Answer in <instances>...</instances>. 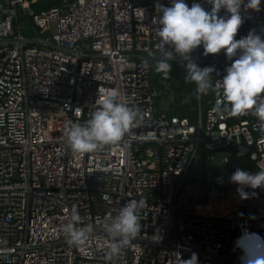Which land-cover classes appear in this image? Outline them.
Returning a JSON list of instances; mask_svg holds the SVG:
<instances>
[{
  "label": "built area",
  "instance_id": "1",
  "mask_svg": "<svg viewBox=\"0 0 264 264\" xmlns=\"http://www.w3.org/2000/svg\"><path fill=\"white\" fill-rule=\"evenodd\" d=\"M157 3L170 6L59 0L34 12L29 0H0V264H180L193 252L198 264H241L242 247L264 248V187L245 188L242 199L226 166L234 153L247 156L249 172L264 168V128L251 111L218 113L222 95L198 98L186 77L193 119L158 107L170 72L157 73L152 58L159 57ZM241 15L235 38L254 30L264 39V0L260 11L242 6ZM191 55L216 69L213 84L231 63L223 50L205 56L201 46ZM169 62L187 74L179 56ZM104 95L138 109L137 126L115 145L73 152L66 123L84 124ZM223 150L227 157L205 163ZM130 201L143 202L141 234L111 255L104 225ZM73 207L78 227L93 226L79 246L63 231Z\"/></svg>",
  "mask_w": 264,
  "mask_h": 264
},
{
  "label": "clouds",
  "instance_id": "2",
  "mask_svg": "<svg viewBox=\"0 0 264 264\" xmlns=\"http://www.w3.org/2000/svg\"><path fill=\"white\" fill-rule=\"evenodd\" d=\"M206 2L211 6L209 10H205L198 2H193L189 7L185 0H170V6L156 4L161 15L156 29L159 57H152L156 61L155 71L166 77L172 69L169 61L179 56L185 62L186 79L196 85L198 98L212 90L215 95L223 97V101L215 105L218 113L230 110L232 115H244L251 111L258 118L259 126L264 128V100H257L264 93V39L254 30L240 39L235 38L243 23L242 6L245 10L260 11L261 0H247V3L245 0ZM221 10L224 15H220ZM201 46L205 56L219 54L223 50L226 58L231 61L225 69L226 74L215 84L211 74L216 69L213 66L200 67L192 58V52ZM140 115L138 109L130 108L115 96L104 95L97 101L90 119L84 124L68 121L64 135L73 152L93 153L121 142L137 126V117ZM230 181L238 186L237 192L241 198L247 199L245 188L264 187V168L255 173L236 168ZM142 203H126L116 216L105 223V231L111 240V255L118 254L122 246L140 236L142 224L139 208ZM80 221L79 211L73 207L63 231L67 242L74 246L83 244L93 232L91 224L78 227ZM247 238L249 234L245 232L241 240ZM237 246H241L240 240ZM240 260L241 264H264V248L257 245L255 253L250 254L242 247ZM180 264H198L197 254L193 252L187 259L180 257Z\"/></svg>",
  "mask_w": 264,
  "mask_h": 264
},
{
  "label": "trees",
  "instance_id": "3",
  "mask_svg": "<svg viewBox=\"0 0 264 264\" xmlns=\"http://www.w3.org/2000/svg\"><path fill=\"white\" fill-rule=\"evenodd\" d=\"M59 0H29V6L32 11L36 12L39 10L46 9L54 4H56ZM23 17H19V21L23 22V29L26 30L27 26L24 22ZM23 31V30H22ZM24 32V31H23ZM172 65V69L170 71V77L168 79L169 86L172 88V100L170 101L169 107L166 109L168 114H177L179 116H186L189 120L193 119L191 106L194 103L193 93L191 92V85L186 84L184 82V78L187 74L183 71L182 67L175 63L170 62ZM153 76V75H152ZM154 83L156 82L153 79ZM189 89L188 92L185 90ZM181 91V93H179ZM183 98V99H182ZM227 166V174L231 176V174L236 170V168H241L249 171L251 168V162L247 158V156H237L234 153H230L227 157L226 161Z\"/></svg>",
  "mask_w": 264,
  "mask_h": 264
},
{
  "label": "water",
  "instance_id": "4",
  "mask_svg": "<svg viewBox=\"0 0 264 264\" xmlns=\"http://www.w3.org/2000/svg\"><path fill=\"white\" fill-rule=\"evenodd\" d=\"M4 3H7V0H2ZM229 152L227 150L219 151V152H214L210 157H208L205 160V163L208 165H214L217 163L219 159H222L224 157H227Z\"/></svg>",
  "mask_w": 264,
  "mask_h": 264
},
{
  "label": "rangeland",
  "instance_id": "5",
  "mask_svg": "<svg viewBox=\"0 0 264 264\" xmlns=\"http://www.w3.org/2000/svg\"><path fill=\"white\" fill-rule=\"evenodd\" d=\"M167 92V94L159 96V100L157 102L158 107L162 110H166L169 107V101L173 94L172 88H169Z\"/></svg>",
  "mask_w": 264,
  "mask_h": 264
}]
</instances>
